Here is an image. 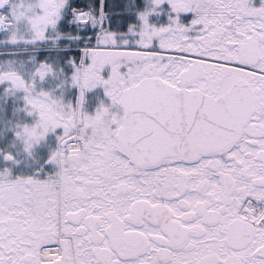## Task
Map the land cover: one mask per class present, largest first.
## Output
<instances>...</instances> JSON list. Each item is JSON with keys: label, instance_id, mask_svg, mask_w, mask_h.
I'll list each match as a JSON object with an SVG mask.
<instances>
[{"label": "snow or ice", "instance_id": "6c2138e0", "mask_svg": "<svg viewBox=\"0 0 264 264\" xmlns=\"http://www.w3.org/2000/svg\"><path fill=\"white\" fill-rule=\"evenodd\" d=\"M0 264H264V0H0Z\"/></svg>", "mask_w": 264, "mask_h": 264}]
</instances>
